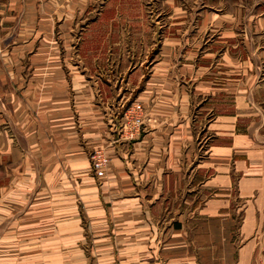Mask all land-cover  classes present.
Returning <instances> with one entry per match:
<instances>
[{
  "label": "crops",
  "instance_id": "1",
  "mask_svg": "<svg viewBox=\"0 0 264 264\" xmlns=\"http://www.w3.org/2000/svg\"><path fill=\"white\" fill-rule=\"evenodd\" d=\"M90 2L0 0V264H264V36L165 39L136 99L144 132L123 142L90 92L107 88L50 51L30 58L39 70L24 85L36 31H68ZM98 149L112 159L102 180Z\"/></svg>",
  "mask_w": 264,
  "mask_h": 264
},
{
  "label": "rangeland",
  "instance_id": "2",
  "mask_svg": "<svg viewBox=\"0 0 264 264\" xmlns=\"http://www.w3.org/2000/svg\"><path fill=\"white\" fill-rule=\"evenodd\" d=\"M204 16L218 20L208 31L200 27ZM263 19L264 0H91L88 11L77 18V25L68 31L58 27L50 32L36 31V47L25 49V56H29L22 63L24 85L28 87L36 70H39L38 64L30 58L39 55L40 50L47 54L50 51L59 58L60 69L82 73L94 89L103 85L107 88L98 94L96 90L90 92H94L95 102L105 108L104 116L109 122L123 105L137 101L144 89L142 75L145 72L146 78L152 75L154 65L162 56L165 39L193 40L201 45L203 41H227L230 32L240 40H256L259 37L261 41L260 37L264 34H260L257 26ZM231 20L235 25L230 26ZM44 34H52L51 38L56 42L55 50L43 47ZM188 45L191 47L187 46L185 51L195 49L192 44ZM262 70L264 75V67ZM33 81L36 84V80ZM135 85L138 89L130 94ZM21 93L24 98L29 97L27 92ZM26 100L25 106L30 108L27 113L35 120L36 111ZM23 144H19L22 146L20 150L26 146ZM24 150L19 158L15 157L16 153L12 158L10 152V184L19 176L16 173L26 166L24 155L28 149L25 147Z\"/></svg>",
  "mask_w": 264,
  "mask_h": 264
},
{
  "label": "built area",
  "instance_id": "3",
  "mask_svg": "<svg viewBox=\"0 0 264 264\" xmlns=\"http://www.w3.org/2000/svg\"><path fill=\"white\" fill-rule=\"evenodd\" d=\"M145 127V108L141 102L135 101L123 105L113 120L108 122V128L116 136V140L135 142L143 134ZM92 172L102 180L106 177L111 165V157L103 149L94 150L90 155Z\"/></svg>",
  "mask_w": 264,
  "mask_h": 264
}]
</instances>
